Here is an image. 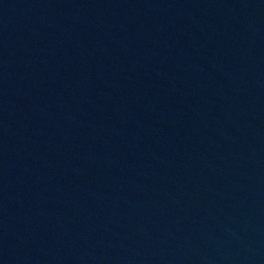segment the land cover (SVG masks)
<instances>
[{"label":"water","instance_id":"obj_1","mask_svg":"<svg viewBox=\"0 0 264 264\" xmlns=\"http://www.w3.org/2000/svg\"><path fill=\"white\" fill-rule=\"evenodd\" d=\"M0 264H264V0H0Z\"/></svg>","mask_w":264,"mask_h":264}]
</instances>
